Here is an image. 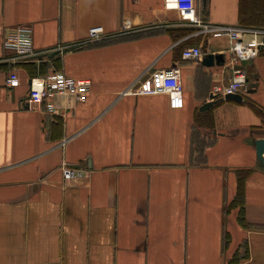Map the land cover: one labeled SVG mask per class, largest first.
<instances>
[{
	"label": "crops",
	"instance_id": "0c3cea01",
	"mask_svg": "<svg viewBox=\"0 0 264 264\" xmlns=\"http://www.w3.org/2000/svg\"><path fill=\"white\" fill-rule=\"evenodd\" d=\"M195 9L207 24L239 25V0ZM19 27L36 56L4 48ZM94 27L102 44L63 50ZM201 28L163 0H0V264H264V49L232 65L231 41ZM190 46L201 59H182ZM209 54L224 61L205 66ZM41 61L90 81L85 101L55 95L53 112L28 110L23 64ZM235 66L247 77L242 101L199 111ZM173 67L181 108L134 93ZM63 166L83 175L66 180Z\"/></svg>",
	"mask_w": 264,
	"mask_h": 264
},
{
	"label": "built area",
	"instance_id": "2783aa9c",
	"mask_svg": "<svg viewBox=\"0 0 264 264\" xmlns=\"http://www.w3.org/2000/svg\"><path fill=\"white\" fill-rule=\"evenodd\" d=\"M163 3L165 9L176 10L183 21L192 23L196 27H202V31H200L202 34L227 37L231 41L232 65L252 60L264 49L263 27L202 25L196 15L195 0H163ZM30 34V28L19 27L4 36L3 46L5 49L12 50L16 55L23 58L34 57L36 56V52L31 47ZM103 37H105L103 29L101 27H94L89 29L87 40L69 45L63 50L80 48L90 43L101 41ZM181 57L184 60L201 59V48L199 46L187 47L182 51ZM18 84L17 74L11 72L6 78V85L14 88ZM89 88L90 81L70 78L59 71L51 72L42 77L30 78L26 108L28 110L45 109L50 113L55 110V105L52 102L55 95H67L73 97L77 102H84ZM248 89L245 71L235 66L230 82L224 87H213L211 96L219 98L230 94L245 95ZM182 92L183 88L177 67L154 72L148 78L141 80L137 90L134 91L138 95L167 94L172 108H181L183 106ZM62 174L64 179L70 180L81 177L83 172L77 168L63 166Z\"/></svg>",
	"mask_w": 264,
	"mask_h": 264
},
{
	"label": "trees",
	"instance_id": "16d2710c",
	"mask_svg": "<svg viewBox=\"0 0 264 264\" xmlns=\"http://www.w3.org/2000/svg\"><path fill=\"white\" fill-rule=\"evenodd\" d=\"M206 1V0H204ZM204 12V11H203ZM239 25L237 26H246V27H263L264 28V0H239ZM104 41L99 42L102 44ZM52 57V56H51ZM40 60L43 59L42 56L39 57ZM59 58L52 59L54 66L57 65ZM24 67L27 68L30 75L33 76L35 73L32 70H36L39 74L38 77L45 76L49 73L45 72L48 64H45L44 61H41L37 67L34 62L33 63H24ZM55 72V71H53ZM35 77V76H34ZM241 182H239V185ZM238 198L242 197V187L238 189Z\"/></svg>",
	"mask_w": 264,
	"mask_h": 264
},
{
	"label": "water",
	"instance_id": "95a60500",
	"mask_svg": "<svg viewBox=\"0 0 264 264\" xmlns=\"http://www.w3.org/2000/svg\"><path fill=\"white\" fill-rule=\"evenodd\" d=\"M214 61L216 63H219V62H223L224 59H223V55H212V54H209L206 58H204L203 60V65L205 66H212ZM210 99H211V102L205 104L204 106H202L199 111H205L207 109H209L210 107L213 106V104L216 102V100H230V101H235V102H241L242 101V96L239 95V94H230V95H225L223 98H218L216 96H211L210 95ZM256 149H257V157L260 161H263V153H264V140H259L257 143H256Z\"/></svg>",
	"mask_w": 264,
	"mask_h": 264
},
{
	"label": "rangeland",
	"instance_id": "374dc122",
	"mask_svg": "<svg viewBox=\"0 0 264 264\" xmlns=\"http://www.w3.org/2000/svg\"><path fill=\"white\" fill-rule=\"evenodd\" d=\"M199 17H200V16H199ZM198 19H199V18H198ZM199 21L201 22L202 25H207V23H205L204 20H202L201 18L199 19ZM225 26H226V25H225ZM235 26H237V25H235ZM198 28H201V27H198ZM201 30H202V28H201Z\"/></svg>",
	"mask_w": 264,
	"mask_h": 264
}]
</instances>
